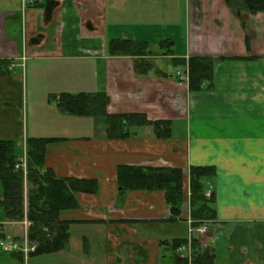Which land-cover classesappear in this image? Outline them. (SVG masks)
<instances>
[{
	"label": "crops",
	"instance_id": "obj_1",
	"mask_svg": "<svg viewBox=\"0 0 264 264\" xmlns=\"http://www.w3.org/2000/svg\"><path fill=\"white\" fill-rule=\"evenodd\" d=\"M114 40L145 43L148 53L111 56ZM152 46L172 72L154 66ZM191 57L214 61L211 87L191 92L178 80L183 66L172 59ZM60 93H104L108 114L168 122L170 136L146 125L107 138L103 117L62 113ZM81 118L87 129L71 126ZM27 137L55 139L44 166L98 190L77 193L78 208L61 213L72 222L66 249L25 257L0 247V264H184L169 243L188 240L189 168L205 166L215 170L205 190L216 218L194 238L215 264H264V13L224 0H0V140L21 158ZM120 166L180 168V217L169 220L162 192H119ZM27 227L5 221L0 207V240H22Z\"/></svg>",
	"mask_w": 264,
	"mask_h": 264
},
{
	"label": "trees",
	"instance_id": "obj_2",
	"mask_svg": "<svg viewBox=\"0 0 264 264\" xmlns=\"http://www.w3.org/2000/svg\"><path fill=\"white\" fill-rule=\"evenodd\" d=\"M224 1L230 10L253 15L264 13V0ZM147 48L145 43L119 40H114L109 45L111 56L116 57H143L148 53ZM172 60L180 66L188 67L189 91L197 92L204 87H211L214 64L212 59L191 57L186 61L177 58ZM137 68L139 67L136 66ZM53 99H56L58 109L64 114L103 117L107 125V138H126L131 126L146 125L152 126L156 138L167 139L170 136L168 122H150L140 114H108V98L104 93H60ZM54 140L27 137L25 168L17 160L14 142L0 140V183L3 188L0 207L5 221H27L26 239L35 245V250L30 253L32 255H47L66 249L72 222L61 219V213L78 208L77 193L95 194L98 190L95 180L59 178L44 166L46 146ZM214 173V168L209 166L189 168V215L194 227L216 218L214 196L212 193L209 197L204 194L205 181ZM116 178L119 192H162L169 209V220L175 221L180 217L183 198V172L180 168L120 166L117 168ZM186 242L187 239H177L169 244L175 251ZM190 245V264H215L212 248L201 247L199 239L194 237ZM175 259L188 264L177 256Z\"/></svg>",
	"mask_w": 264,
	"mask_h": 264
},
{
	"label": "built area",
	"instance_id": "obj_3",
	"mask_svg": "<svg viewBox=\"0 0 264 264\" xmlns=\"http://www.w3.org/2000/svg\"><path fill=\"white\" fill-rule=\"evenodd\" d=\"M176 76L178 80L181 83H188V67L184 66L182 71H177ZM24 148H25V141H24ZM23 163L22 167L25 168V154L23 158ZM205 196L209 197L211 194L210 189L205 191ZM212 221H205L200 223L198 226L194 227L192 224V220L189 218L187 219V232H188V240L185 244L182 246L178 247L175 250L176 255L178 256L179 259L185 260L190 264L191 261V239L193 237H199L207 233L209 224ZM0 247L4 253L8 252H19L23 256H27L28 254L32 253L35 250V245H32L31 243L28 242L26 239V236L22 240H14L11 238H7L6 240H1L0 242Z\"/></svg>",
	"mask_w": 264,
	"mask_h": 264
},
{
	"label": "rangeland",
	"instance_id": "obj_4",
	"mask_svg": "<svg viewBox=\"0 0 264 264\" xmlns=\"http://www.w3.org/2000/svg\"><path fill=\"white\" fill-rule=\"evenodd\" d=\"M151 50L154 52V53H162V51L160 52L159 50H158V48H156L155 46H152L151 47ZM161 55V54H160ZM153 64H154V66L155 67H157V68H160L161 70H166V69H169V70H171V72L174 70V67L171 65V63L169 62V59L168 58H164V56H162L161 55V57L160 58H158V59H156V60H154L153 61ZM26 112H27V110L25 109V111H24V114L26 115ZM88 119H86V118H81V120H80V122H78V120H74L73 122H71L72 124H71V126L72 125H74V126H76L77 124H79L80 125V127L82 128V129H87V127H88V124L90 123L89 121H87ZM91 121V120H90ZM24 158V155H23V157H21V158H17V160L20 162V163H23V159ZM0 242H1V240H0ZM220 260V259H219Z\"/></svg>",
	"mask_w": 264,
	"mask_h": 264
}]
</instances>
